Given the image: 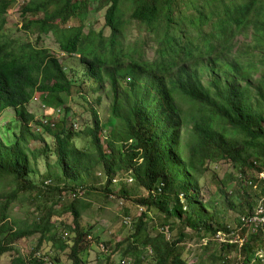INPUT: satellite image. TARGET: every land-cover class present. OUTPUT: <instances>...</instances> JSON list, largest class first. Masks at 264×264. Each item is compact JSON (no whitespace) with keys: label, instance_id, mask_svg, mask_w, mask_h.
<instances>
[{"label":"trees","instance_id":"1","mask_svg":"<svg viewBox=\"0 0 264 264\" xmlns=\"http://www.w3.org/2000/svg\"><path fill=\"white\" fill-rule=\"evenodd\" d=\"M12 4L0 0V116L13 108L18 122L12 141L0 129V257L38 235L28 257L16 251L7 264L39 262L35 255L45 244L56 255H43L55 263L69 250L70 264H86L81 255L100 234L80 228L87 205L77 195L90 192L118 195L142 209L117 247L121 264H188L185 242L196 237L206 243L194 264H263L264 232L249 220L264 204V76L257 100L251 81L256 65L229 57L248 29L251 46L264 43V0H29L14 36L6 34ZM103 10L109 36L85 24L69 25ZM50 36L63 59L76 63L45 48ZM35 95L45 108L64 107L58 123L38 120L28 110ZM75 95L91 113L83 133L87 148L75 145L81 133L68 119ZM45 137L53 148L30 147ZM48 155L54 164L33 181L40 175L38 158ZM219 161L239 171L229 193L219 189L229 211H239L234 228L227 217L216 218L217 202L199 198L207 165ZM126 176L146 196L132 198ZM235 197L239 204L232 203ZM15 204L26 213L23 220ZM151 212L164 216L162 231L149 230ZM166 226L178 233L167 237Z\"/></svg>","mask_w":264,"mask_h":264},{"label":"rangeland","instance_id":"2","mask_svg":"<svg viewBox=\"0 0 264 264\" xmlns=\"http://www.w3.org/2000/svg\"><path fill=\"white\" fill-rule=\"evenodd\" d=\"M14 4L10 10H8L7 15V26H6V34L9 35L11 33H18L17 30L21 28L22 20L20 18L21 9L25 3V1L29 0H13ZM93 8V7H92ZM92 15L80 18L79 20H72L70 26H82L85 24L86 27H92L96 31H103L106 36L110 35V31L106 26V22L104 19L105 11H99L97 13L91 12ZM90 13V14H91ZM133 29V32H129V38L134 39L136 37V30ZM87 31V28H85ZM250 29L247 30L246 34L243 36H239L236 38V45L233 53L230 55V59L234 60L236 58L241 59L240 62L242 64H247L248 62H253L256 65V71L251 78L252 88L254 89V96L257 97V100H260L259 92L257 90V86L259 79L261 76H264V43L256 44V46H251L252 38L250 37ZM46 42L44 43L45 48H48L52 53L57 54L58 58L61 61L72 62L73 64L76 61H68L63 59V54L60 53L58 45L53 40V37L50 36L45 38ZM240 54V55H239ZM151 56V54L149 55ZM250 64V63H248ZM219 69V68H218ZM210 76L205 75V78L208 79ZM225 78V76L223 77ZM264 79V78H263ZM264 91V89H263ZM105 100L108 98L101 92L99 94ZM84 102L80 98L79 95H75L70 100L68 107L71 109L70 116L68 119L69 123L72 124V127L75 131H77L79 136L74 139V143L79 148H87L90 144V140L83 134L85 133V129L91 126V113L89 111L88 105L83 104ZM28 110L36 115L38 120L43 119L50 122L58 123L61 118L64 116L65 111L64 107H60L55 109L45 108L40 100L38 95H35L33 100L28 105ZM100 116L103 117V113H100ZM18 126V122L15 117V112L13 108H7L3 114L0 116V129L1 135L4 136L6 141H12L14 133L18 132L16 127ZM45 145L53 148L52 139L45 137V141L42 140H34L30 142V147L32 149H43ZM55 158L52 155L41 156L38 158L40 175L32 176L33 181H38V178L42 179L45 176L46 171L48 170L49 165L54 164ZM238 168L232 165L230 162L219 161L217 163H212L207 165V170L203 174V176L199 180L200 186V194L199 198L203 204H206L210 200H214L218 203V213L216 218L218 220H222L223 218H228L227 224L230 227H236L237 222L236 219L240 217L239 211H229V209L225 206L224 196L222 197L219 194V189H225V193H229L231 189L234 187L231 186L232 179H236L238 174ZM252 175L251 171H248L246 180ZM261 177V174H259ZM124 181L129 185L128 188L130 190V194L132 198H138L146 196L147 191L140 187L133 186L134 182L130 176H126ZM117 183V179L114 181ZM222 182H226V186L221 185ZM49 184V182H46ZM246 182H244V185ZM101 185V184H100ZM120 185L115 186L114 189H119ZM227 187V188H226ZM232 187V188H231ZM258 191V190H257ZM96 194V193H94ZM90 192H84V194L77 195L84 204L87 205V208H84L82 211V217L80 222V228L84 230H88L91 233H98L100 237L98 241L93 244V246L85 251L81 258L86 264H121L122 258L120 257V252H117V247L119 243L123 242L124 239L133 232V225L138 221L140 214L142 213L141 207L137 206L135 203L131 201H126L124 198L119 197L118 195L112 196L109 199L105 197H99ZM92 196L94 199H92ZM101 196V195H100ZM243 196H245L243 194ZM73 198V196H72ZM232 203L239 204V198H232ZM123 202L124 205L120 203ZM242 202V201H241ZM256 201L255 203H258ZM243 204V202H242ZM245 206V205H244ZM19 205L15 204L13 211L16 213V217L19 220H23L25 218L26 213L19 210ZM239 207V206H235ZM239 210V209H237ZM131 216V223L128 225L124 224L126 216ZM242 217V216H241ZM67 219V223H71L72 217L69 215L65 216L64 219ZM151 221L148 223L149 230L154 233L155 230H161L160 225L164 224V216L160 215L157 212L150 213ZM174 222V219L169 221L167 225H171ZM229 222V223H228ZM59 225V223H57ZM169 227L166 226L165 233L167 237H174L178 233V229H174L172 232L167 231ZM61 232L63 233V227H60ZM190 232V230H188ZM222 235L223 233H218V235ZM39 236H33L27 239H23L18 241L14 248L15 251L9 253L3 257H0V264H7L11 261V259L16 255V251L23 257H28V254L36 247L38 243ZM203 241V240H202ZM200 242L198 237L194 240L186 243V250L184 257L187 260L188 264L198 263L200 255L202 254L201 244L206 243ZM48 244H45L41 247L40 254H45L46 252H50V255H56L55 250H52ZM68 252L61 253L59 256V261H56V264H70L71 261L68 259ZM52 253V254H51ZM234 256L232 254L231 258ZM37 257V256H36ZM52 259L53 257L50 256ZM205 259V257L203 258ZM125 262H123L124 264ZM264 264V261L262 262Z\"/></svg>","mask_w":264,"mask_h":264},{"label":"built area","instance_id":"3","mask_svg":"<svg viewBox=\"0 0 264 264\" xmlns=\"http://www.w3.org/2000/svg\"><path fill=\"white\" fill-rule=\"evenodd\" d=\"M261 177L264 178V173L261 174ZM249 222L251 226L254 225V228L262 226V231L264 232V204L259 206V208L254 213V216L250 218ZM37 260L39 261L37 264H55L54 262L50 261L49 259L43 257L40 254L37 255Z\"/></svg>","mask_w":264,"mask_h":264},{"label":"clouds","instance_id":"4","mask_svg":"<svg viewBox=\"0 0 264 264\" xmlns=\"http://www.w3.org/2000/svg\"><path fill=\"white\" fill-rule=\"evenodd\" d=\"M71 23V22H70ZM70 25V24H69ZM109 29V28H108ZM98 32V31H97ZM100 32H103V31H100ZM40 253H37L36 255H35V257L37 256V255H39ZM40 255H42L43 257H45L43 254H40ZM37 258V257H36ZM46 258L47 259H49L50 261H52V262H54V260H52L50 257H47L46 256ZM38 263V262H37ZM37 263H35V264H37ZM42 263V262H41ZM55 263V262H54ZM56 264V263H55Z\"/></svg>","mask_w":264,"mask_h":264}]
</instances>
